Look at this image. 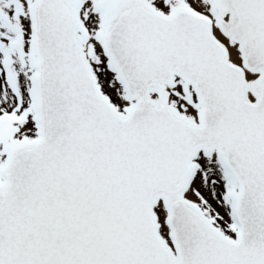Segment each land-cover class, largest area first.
I'll use <instances>...</instances> for the list:
<instances>
[{"label":"snow or ice","instance_id":"1","mask_svg":"<svg viewBox=\"0 0 264 264\" xmlns=\"http://www.w3.org/2000/svg\"><path fill=\"white\" fill-rule=\"evenodd\" d=\"M0 264H264V0H0Z\"/></svg>","mask_w":264,"mask_h":264}]
</instances>
